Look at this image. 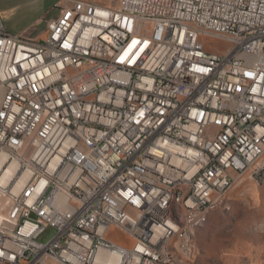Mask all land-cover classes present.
I'll use <instances>...</instances> for the list:
<instances>
[{
  "label": "built area",
  "instance_id": "built-area-1",
  "mask_svg": "<svg viewBox=\"0 0 264 264\" xmlns=\"http://www.w3.org/2000/svg\"><path fill=\"white\" fill-rule=\"evenodd\" d=\"M0 85V264H191L183 226L263 167L264 0H68L0 24Z\"/></svg>",
  "mask_w": 264,
  "mask_h": 264
},
{
  "label": "rangeland",
  "instance_id": "rangeland-1",
  "mask_svg": "<svg viewBox=\"0 0 264 264\" xmlns=\"http://www.w3.org/2000/svg\"><path fill=\"white\" fill-rule=\"evenodd\" d=\"M218 47L224 49L226 45L219 43ZM262 163L259 173L248 171L231 187L225 205L190 227L191 263L264 264V157ZM53 234L49 230L41 240L46 242ZM109 237L119 243H132L121 231L113 230ZM170 248L176 253L178 247L172 242Z\"/></svg>",
  "mask_w": 264,
  "mask_h": 264
},
{
  "label": "crops",
  "instance_id": "crops-1",
  "mask_svg": "<svg viewBox=\"0 0 264 264\" xmlns=\"http://www.w3.org/2000/svg\"><path fill=\"white\" fill-rule=\"evenodd\" d=\"M67 4L68 0H0V24L9 33H25L33 38L39 36L46 29V21L57 17L61 7ZM4 93L0 85V103Z\"/></svg>",
  "mask_w": 264,
  "mask_h": 264
},
{
  "label": "bare ground",
  "instance_id": "bare-ground-1",
  "mask_svg": "<svg viewBox=\"0 0 264 264\" xmlns=\"http://www.w3.org/2000/svg\"><path fill=\"white\" fill-rule=\"evenodd\" d=\"M217 207L219 206H215L212 207L210 209H204L201 214L197 217H193L191 218L186 225L183 226V234H189L190 232V227L193 226L194 224L203 221L207 215L214 211ZM174 242L176 244L177 247H179V238H171L168 240V253L169 254H173V261L175 264H182V257L178 256L176 253H174V251H172V249L170 248L171 243ZM193 264V263H191Z\"/></svg>",
  "mask_w": 264,
  "mask_h": 264
}]
</instances>
